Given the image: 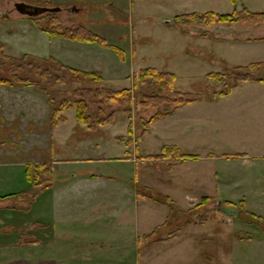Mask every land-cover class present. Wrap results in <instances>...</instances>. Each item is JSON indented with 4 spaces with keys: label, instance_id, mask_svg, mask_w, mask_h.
I'll use <instances>...</instances> for the list:
<instances>
[{
    "label": "rangeland",
    "instance_id": "374dc122",
    "mask_svg": "<svg viewBox=\"0 0 264 264\" xmlns=\"http://www.w3.org/2000/svg\"><path fill=\"white\" fill-rule=\"evenodd\" d=\"M16 2L20 0H0V42L4 53L15 56L27 53L42 58L58 53L78 64L89 63L104 73V81L99 85L110 89L131 87L139 69L155 67L174 73L176 90L188 93L196 98L195 101H210L208 98L216 95L220 88L208 78L209 72L230 76L234 65L264 62V40H253L264 37V23L204 26L174 20L180 14L209 11L230 13L234 8L238 11L245 8L252 12H264V0H236L235 6L231 0H56L52 6L62 9L59 19L63 25L80 24L107 43L106 46L87 44L88 47L66 46L65 40L60 45H54L52 39L49 40L45 32L35 27L28 16L15 9ZM72 7L77 10H71ZM46 19L47 16L40 18V27L45 26ZM258 72L263 76L264 68ZM82 85L97 84L85 81ZM77 86L80 85L71 83L58 85L57 89L64 96ZM17 92L23 96L22 104L30 114L27 118L23 113L24 117L18 116L10 124L0 115V142L4 141L0 145V164L15 168L13 176L7 182L0 183V194H19L0 200V225L15 227L12 235L0 228V242L21 236L25 225L37 227L43 222L39 214L49 190L32 187L23 175L19 177L16 173L18 168L41 162L52 164L58 160V170L51 168V184L61 179V170L65 168H71V171L64 172H68L64 174L67 178L86 170L91 174L111 175L119 181L122 176L134 172L133 163L123 161V157L129 155L130 159L139 161L136 172H141L138 171L137 178L133 175L132 182H128L133 186L135 183L138 198H143L142 205L124 206L118 201L124 199L125 204V197L118 194L109 197L103 189L106 180L100 178L79 198L78 207L82 210H75L72 214L79 223L119 225L124 222L128 232L131 228L130 233L125 230L130 237L121 238L123 244L126 240L124 245H121V241L110 240V243L115 242L110 246L101 245L107 240L101 237L94 239V245L80 249L106 255L131 250L129 256L135 264H264V158L253 167H247L241 160L257 152L264 156V129L257 124L261 117L250 113L247 107L230 114L217 107L215 114L203 112L200 121L191 122L188 129L191 134L185 140L183 151L196 152L201 156L214 154L221 160L205 158L200 163L175 169L179 180L180 176L188 179L197 177V181L207 186L218 176L223 183L228 184L231 178L238 181V187L229 193V197H224L223 193L220 197L210 188L199 193L193 188L184 192L172 189L167 180L171 175L169 172L158 170L153 165L145 167L141 162L144 160L141 155L159 152L169 136L170 128L184 123V118L192 119L196 112L184 114L185 117H182L185 112H180L175 119L179 120L177 123L167 116L159 118L150 123L146 132L141 133L140 118L147 120L155 109L142 111L136 106L131 119L135 126L132 139L139 142L138 153L135 154L134 142L125 143L129 122L125 113L117 112L112 122L90 128L76 121L74 109L66 110L62 112V115H66V121L59 123V128V124L51 128L46 96L32 87H24ZM231 92L233 96L264 95V83H240ZM5 94L1 98L8 96ZM203 118L209 122H203ZM228 121L233 123L228 125ZM215 122L220 127L215 126ZM185 127L188 126H179V137L187 134V130H182ZM85 158L93 161V164L83 166L77 162ZM164 173L167 178L162 180ZM145 186L153 190L149 191ZM159 186L170 189L163 191ZM152 193L168 196L173 205L183 211L197 204L201 197L214 195L215 201L207 207L215 210L191 216L190 223L185 226L176 222L163 226L162 220L168 207L145 196ZM186 194L189 197H184ZM225 200L231 204L223 203L220 206V202ZM108 205L118 206L117 211L110 213L108 208H103ZM175 216L181 219L179 215ZM138 224H141V232L150 230L148 235L155 230L156 233L153 236L143 234L139 241H135L132 238L138 235ZM177 227L180 229L178 237L155 239L166 238L168 232Z\"/></svg>",
    "mask_w": 264,
    "mask_h": 264
},
{
    "label": "crops",
    "instance_id": "0c3cea01",
    "mask_svg": "<svg viewBox=\"0 0 264 264\" xmlns=\"http://www.w3.org/2000/svg\"><path fill=\"white\" fill-rule=\"evenodd\" d=\"M48 38L49 40L52 39L54 45L55 43H57L58 45L62 44L63 40L67 42L66 46L70 44V46L72 47H77L76 45H79L80 47L81 46L88 47L87 44H94V43L72 41L61 37L48 36ZM49 56L56 59L58 62L62 63L65 66L80 71L98 72L102 77V82L104 81L103 71L96 66H92L89 63L78 64V62L65 58V55L60 56L58 53L49 54ZM256 83H264V81L256 82ZM125 88H130V87H125ZM21 89H24V87L0 85V103H1L0 115L7 122V124H10L15 120H17L18 116L24 117L23 113L26 114L27 118L29 117L28 113L30 111H27L26 107L22 104V101H24L22 99L23 96H21L17 92V90L19 91ZM5 93H7L8 95L7 97H9V99L7 97L1 98L3 97L2 95H6ZM212 97L208 98V100L210 101H206V100L194 101L190 104L177 108L174 112L167 115V117L174 119L173 121L177 123L179 120H175V119H177L180 116L179 115L180 112H185L183 113L182 117H185L184 114L187 113H191V112L197 113V115L193 114L194 116H192V119L184 118V123L177 125L174 128H170L171 130L168 131L167 133L169 136L165 144H163L160 147V149L163 146L176 147L181 155L187 157L179 158V159L177 157H170L168 159L149 158L154 154L141 155L140 157L144 158V160H142L141 162L144 163L145 167L149 165L150 166L153 165L158 170L163 169L169 172L171 174L170 175L171 179L169 178L167 180L171 185L172 189L184 192L193 188L194 190H196V192L199 193L205 191V189L209 190L210 188L211 192H214L216 195L218 194L220 197H221V193L224 194V197H229L230 196L229 193H232L233 189H236L239 184L238 181L236 182V180L233 178L228 180L229 181L228 184L223 183V181H221L217 173H215V175H217L218 178H215L214 182H212L210 186L209 185L207 186L201 183L200 181H197V177H192L191 179H188V177L186 176H180V180H179L177 175H175V169L186 167L190 165V163H200L201 161L205 160V158L211 159L212 161L221 160L220 158L217 159L218 156L215 157L214 154H207L206 156H201L196 152L183 151V147H185L184 146L185 140L189 139L191 134V130H188L190 128L189 127L190 123L191 122L193 123V121H200V119L202 118L200 115H202L203 112L205 114H209V113L215 114L214 112H216L217 107H222V111L224 110L226 113L229 114L230 112L236 111V109L247 107L250 113L261 117V119L257 120V122L259 121L257 124H259L264 129V95L233 96V93L231 92L226 95H222V96L214 95ZM17 99L18 102L20 103L17 102ZM190 107L191 109H187ZM64 116L66 117V115ZM158 119L159 118L155 119L153 122L157 121ZM202 120L203 122L204 121L207 123L209 122V120L204 118ZM232 123L233 121H228L226 124L230 125ZM60 125L61 124H59L57 128H59ZM214 125L220 127V125L217 122H215ZM179 126H181V128L183 126H188L182 129L185 131L187 130V134H184L183 136L179 137L178 136ZM225 126L221 131L222 133L225 131ZM3 142L4 141H1L0 145ZM133 142L135 144V154H137L138 153L137 144L139 142L137 143L135 139H133L132 143ZM126 152L127 150L123 154H125ZM251 155L252 157L247 156L245 158L243 157L241 158V160L244 161L247 167L255 166V164H257L258 162H260V160H263L264 158L261 152H257V154H251ZM123 158H124L123 161L128 160V162L133 163L134 172L131 175L122 176L120 178L121 180L119 181L116 180V178L111 175H105V176L96 175V174H91L86 170H81V172L77 175L71 174L69 178H67L64 177V174H67L68 172L67 173L64 172L71 171V168L62 169L61 171L63 173L60 175L61 179L54 183L52 182L53 184H50L49 187L43 188L49 190V193L46 195L45 204L41 207L39 214L40 216L39 218L42 219L43 222H40L37 227L25 225V227H23L21 231L22 233L21 236H17V238L12 240L0 242V251H3L0 254V264H125V263L135 264L134 261L131 262L132 261L130 259L131 256H129V254L132 253L131 250H129L128 252L122 251L117 255H108V254L106 255L104 253L95 254L91 252V250H87L86 248L80 249L81 247L94 245L93 244L94 239H99L101 237L107 239L104 242H101L102 243L101 245L110 246V244L115 243V242L110 243V240H116L118 242L121 241L122 242L121 245L126 244V240L124 241L123 244V240L121 238L126 239V237H130V234H126V232L130 233L131 231V228L129 232L126 230L127 224H125L124 222L119 225L116 224L92 225L90 222L79 223L75 221V218L73 216L74 214H72V212H74L75 210H80V211L82 210L80 209V207H78L79 198L81 197V195H84V192L86 193L88 192V189L95 180L100 178L106 180L105 183L103 184V189L105 190L106 193L109 194V197L117 194L122 198L125 197L126 199L125 204H124V199L118 201L124 206L126 205L137 206L138 203L139 205L140 204L142 205L143 198L141 196L140 198H138L139 194L138 192L137 193L135 192L137 189L135 183L133 186V183L131 185L130 182H128V181L132 182L131 177L133 175L135 179L137 178V172L139 170L137 172L136 170H137V163L139 161L136 160V158L130 159L129 155ZM77 162H80L79 164L83 166L93 164V161L88 160V158L78 160ZM58 163H59L58 160H54L52 164L49 163H45V164H49L48 166H50V169L55 167V171H56L58 170V166L60 165ZM38 164H43V162ZM26 166H22L18 168V170L16 171L19 177L20 175H23L25 178ZM7 167L8 166L5 164H0V183L7 182V180H9L13 176V172L15 168L13 167L12 169ZM139 172H141V170ZM155 177L157 179L159 178L158 176ZM165 177L166 176L164 173V175L161 177L162 180H164ZM25 180L27 181L26 178ZM126 181L127 184L125 183ZM145 187L146 189L148 188L149 191L153 190L148 186ZM159 188L167 192L168 189H170L167 188V186H159ZM187 196L189 197V194H186L184 197ZM210 196L216 198V196L214 195H210ZM86 197L88 198V196ZM130 198H132V201ZM117 207L118 206L108 205L103 208H108L109 212L111 213L117 211ZM166 213L167 210L165 211V216L163 217L162 224L165 220ZM65 215L66 217H64ZM50 220L53 221L50 222ZM130 225L131 224H129L128 226ZM0 228L1 230L5 229L3 231H5L6 233L10 232L11 235L15 229V227L10 224L0 225ZM115 230L117 232H115ZM134 230H137V228H135ZM149 231L150 230H148L145 233L141 232V224H138V235H134L132 239L135 241L136 240L139 241L142 238V235L144 234V236L145 235L147 236V233H149ZM152 231L154 230H151V232ZM22 235H25V237ZM176 237H178V234L175 237H172V239ZM105 242H107V244H104Z\"/></svg>",
    "mask_w": 264,
    "mask_h": 264
},
{
    "label": "trees",
    "instance_id": "16d2710c",
    "mask_svg": "<svg viewBox=\"0 0 264 264\" xmlns=\"http://www.w3.org/2000/svg\"><path fill=\"white\" fill-rule=\"evenodd\" d=\"M25 3L53 7L56 0H20ZM236 5V0H231ZM47 16L45 26L39 24L40 18ZM35 27L45 32L49 37H61L72 41L96 43L100 46H106L105 39L97 34L87 30L80 24L63 25L59 19V12L45 13L37 17H29ZM176 22H194L204 26L213 25H232V24H263L264 12H252L245 8L242 10L233 9L230 13L204 12V13H185L174 17ZM253 40H264L255 38ZM3 44L0 42V85L32 87L36 91L46 96L49 110L50 127L54 128L59 123L66 121L62 115L63 111L74 109L75 118L79 124L93 128L95 125H106L113 120L117 112L126 114L129 120L127 125V142L133 141L132 116L137 106L143 110L155 109L153 114L147 120L140 118L141 133L146 132L151 122L155 119L167 116L177 108L190 104L196 100L188 93L175 89V75L170 71L159 70L155 67L141 68L134 76L130 88L110 89L99 84L102 77L98 72L80 71L63 65L52 57L42 58L27 53L20 55H9L4 53ZM264 68V62L249 63L247 65H234L230 76L219 72H209L208 78L220 89L216 95L222 96L229 94L233 88L244 82H262L264 75L258 72ZM257 73V74H256ZM259 73V74H258ZM229 79L232 81L229 82ZM97 84L95 86L82 84ZM79 84L73 88L67 95L61 96L62 92L57 89L58 85ZM123 140L122 137H119ZM170 157L185 158L179 153L176 147L163 146L157 154L149 158L168 159ZM25 178L32 187H49L51 184V169L48 164L27 165L25 169ZM19 194L0 195V200ZM145 196L161 205H167V215L163 226L169 224L190 223V217L202 215L204 212L213 211L207 206L215 201L213 197L203 196L199 202L190 209L183 211L176 208L168 196L146 194ZM226 205L230 201H221ZM242 204V203H241ZM203 213V214H204ZM187 214V215H186ZM175 215H179L181 219ZM186 215V216H185ZM241 215V214H240ZM254 217V215H251ZM241 217V216H238ZM257 218V217H254ZM179 225V224H178ZM179 228L168 232L166 238H155L157 240H167L175 237L179 233ZM155 230L147 236H153Z\"/></svg>",
    "mask_w": 264,
    "mask_h": 264
},
{
    "label": "water",
    "instance_id": "95a60500",
    "mask_svg": "<svg viewBox=\"0 0 264 264\" xmlns=\"http://www.w3.org/2000/svg\"><path fill=\"white\" fill-rule=\"evenodd\" d=\"M15 9L22 15L28 16V17H37L40 15H43L45 13H56L60 12L62 9L59 6H38L33 5L25 2H16L14 4ZM69 11V9H67ZM71 10H77L75 7H72Z\"/></svg>",
    "mask_w": 264,
    "mask_h": 264
}]
</instances>
